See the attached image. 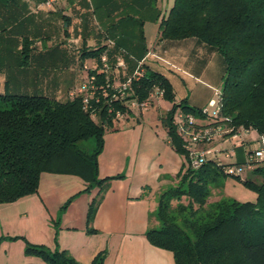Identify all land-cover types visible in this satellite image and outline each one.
<instances>
[{"label":"trees","instance_id":"1","mask_svg":"<svg viewBox=\"0 0 264 264\" xmlns=\"http://www.w3.org/2000/svg\"><path fill=\"white\" fill-rule=\"evenodd\" d=\"M146 2L159 19L160 39L196 38L221 55L220 114L227 118L224 123L264 136V0H172L162 14L156 0ZM128 22L129 17L124 16L110 26L143 24L142 19ZM115 44L117 54L127 59L129 52L121 50L116 40ZM105 48L83 49L80 55L97 62L96 68H86L97 85L87 110L79 95L62 101L45 95L0 93V204L36 193L43 172L76 175L86 186L62 204L60 214L80 193L96 188L87 207L85 230L95 233L92 222L104 193L112 180L123 178L122 174L98 177L103 135L113 126L117 110L128 117L129 101L146 100L154 88L161 89L162 98L172 103L160 120L174 151L185 155L173 114L180 109L199 117V108L186 99L176 103L168 78L143 65L138 66L143 71L130 70L128 95L112 97L117 94L113 73L101 70ZM90 138L95 145L88 150L80 143ZM226 165L209 159L194 169L183 163L174 183L157 195L153 216L158 226L148 228L145 236L151 245L170 251L175 264H264V162L242 177L227 175ZM226 177L253 191L256 199L239 201L221 195L210 200L212 186L220 189L221 179ZM3 239H21L24 255L40 258L44 264H80L65 249H50L22 236H0ZM105 256V250L98 252L91 264H103Z\"/></svg>","mask_w":264,"mask_h":264},{"label":"crops","instance_id":"2","mask_svg":"<svg viewBox=\"0 0 264 264\" xmlns=\"http://www.w3.org/2000/svg\"><path fill=\"white\" fill-rule=\"evenodd\" d=\"M155 14L146 0H57L53 8L45 0H0L3 34H0V56L4 54L7 67L11 61L34 65L38 70L35 75L42 77L44 86L52 87L53 95L61 89L62 65L72 70L97 67L94 58L80 56L83 49L106 46L108 72L113 73L115 85L129 77L130 70L143 71L138 70L140 65L169 79L160 63H171L207 80H203V91L195 90L192 97L184 94L180 99L200 109L211 100L214 85H221L222 57L196 38L160 39ZM124 16L132 23L142 19L143 24L141 27L133 24L132 28L122 27L124 24L110 26ZM148 19L154 21L147 28ZM115 40L121 50L129 52L123 67L116 66ZM87 71L78 76L80 81L68 98L74 96ZM174 93L176 96L175 89ZM161 101L170 103L157 96L146 109H130L125 121H113V126L104 133L103 148L98 155V177L122 174L123 178L112 180L104 193L92 222L95 233L88 234L85 230L87 207L97 189L80 193L60 214L62 204L83 190L86 183L76 175L43 172L36 193L0 204V236H22L50 249H65L80 264H91L102 250L106 251L103 264H175L170 251L151 245L145 236L148 228L158 224L153 216L157 195L174 183L173 177L184 163L183 156L170 145L161 123L160 117L170 107L162 108ZM257 138L258 133L251 129L243 146L235 149V156L225 158L228 163L242 161L245 149L258 146ZM228 180L225 185L241 184L231 177ZM217 194L212 201L220 198V192ZM23 249L21 239L3 240L0 264H44L40 258L25 256Z\"/></svg>","mask_w":264,"mask_h":264},{"label":"built area","instance_id":"3","mask_svg":"<svg viewBox=\"0 0 264 264\" xmlns=\"http://www.w3.org/2000/svg\"><path fill=\"white\" fill-rule=\"evenodd\" d=\"M56 2L57 0H45V4L49 8H53ZM100 60L102 63L101 70L107 73L109 65L106 55L103 54ZM116 66H124L123 55L116 57ZM84 68L86 69L87 67L85 66ZM131 79L132 77L129 76L124 81H121L117 85V94H113L112 97L122 98L128 95V92L131 90ZM95 81L94 75L87 74L74 94V96H81L85 110L91 107L90 101L95 97L97 89ZM216 94L218 96L217 100L211 99L206 106L199 109V117L180 109H177L173 114L176 133L181 138L186 152L183 156L184 163L186 166L194 169L200 167L209 159H214L218 163H224L222 161L223 158L234 157L235 149L243 146L251 130L224 123L227 121V118L220 114V89L216 90ZM162 95L163 91L161 89L154 88L146 100L137 101L136 99H132L129 101L128 107L129 109H146L155 97ZM113 117L114 122L121 123L126 120L127 115L117 110ZM257 141V147L245 149L244 159L241 163L238 161L226 163L224 172L227 175L242 177L247 171L252 170L254 165L264 162V136L258 134Z\"/></svg>","mask_w":264,"mask_h":264},{"label":"rangeland","instance_id":"4","mask_svg":"<svg viewBox=\"0 0 264 264\" xmlns=\"http://www.w3.org/2000/svg\"><path fill=\"white\" fill-rule=\"evenodd\" d=\"M171 5V0H160L156 2V8H159L160 12L163 11L165 8ZM153 19H148L146 20V25L147 28L149 25H152ZM2 34V33H0ZM3 35V34H2ZM4 54H1L0 56V93H9V94H27V95H45L51 98H57L58 100H66L69 97V92L73 90L77 84L79 83L78 78L79 75L82 74V71L86 70L84 68H79V69H69L67 66L62 65L61 68L59 69L60 71V77H61V89L58 94L53 95L51 93L52 87L47 88V85L44 86L42 83V77L36 76L35 72L38 71L36 70V67L32 65L31 63L25 64L20 63V64H12L9 63V67L5 66V57H3ZM21 60H25V58H21ZM212 63L209 62L208 65L210 66ZM163 68V72H165L169 76V81L174 87L176 92V99L174 101L176 103L180 102V99L182 96H185L188 94L192 97V95H195V90L197 91H202L204 90V81L206 79H200L194 75H190L187 73L185 68L179 67L178 65H171V63H165L162 62L160 63ZM44 70V69H42ZM74 79H77L75 82ZM183 81V82H182ZM207 81V80H206ZM202 84V85H201ZM198 88V89H197ZM220 89V83L217 85H214L213 89H211V99L217 100L218 96L216 94V90ZM163 99V98H162ZM164 100V99H163ZM166 101V100H164ZM171 103V102H170ZM170 103H166L161 101V107L166 108V106H170ZM207 105V104H206ZM205 105V106H206ZM168 107V108H170ZM84 148L91 150L94 145H95V139L90 138L87 141H84L80 143ZM229 159L223 158L222 161L224 163H228L227 161ZM250 170L247 171L245 174H249ZM230 177L222 178L221 182L223 186L225 185L226 181H229ZM225 190V191H224ZM220 192V196H226L224 192L228 194L227 197H231L234 199H238L239 201H254L255 200V193L246 189L243 187L241 184H236L235 187L228 186L227 184L225 187H221L220 189L215 188V186H212V195L210 197V200H212L217 194ZM218 195V194H217ZM155 225V227H157ZM3 237H6L5 235H2ZM7 240V239H3ZM1 240L0 243L3 241ZM9 241V240H7Z\"/></svg>","mask_w":264,"mask_h":264}]
</instances>
